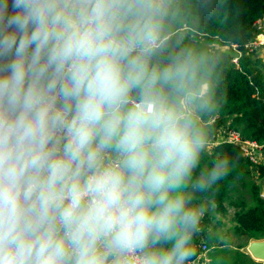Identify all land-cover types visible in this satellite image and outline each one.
<instances>
[{
  "label": "clouds",
  "instance_id": "9594fccd",
  "mask_svg": "<svg viewBox=\"0 0 264 264\" xmlns=\"http://www.w3.org/2000/svg\"><path fill=\"white\" fill-rule=\"evenodd\" d=\"M169 4L0 0V264L196 255L205 207L193 195H213L230 164L194 175L201 57L153 62Z\"/></svg>",
  "mask_w": 264,
  "mask_h": 264
},
{
  "label": "trees",
  "instance_id": "16d2710c",
  "mask_svg": "<svg viewBox=\"0 0 264 264\" xmlns=\"http://www.w3.org/2000/svg\"><path fill=\"white\" fill-rule=\"evenodd\" d=\"M263 16L264 0H170L162 49L153 62L165 64L184 48H192L199 54L201 72L193 92L205 101L197 118L206 139L216 128L228 126L246 138L264 142V57L253 58L244 50L239 63H234L228 52L217 53L203 39L237 42L243 47L244 41L258 30L256 20ZM204 84L207 89L200 92ZM202 153L200 171L195 175L210 168L214 161L226 158L230 171L218 190L224 193L235 189L237 179L248 189L250 200L242 195L235 213V231L248 239L264 238V161L257 164L258 173L254 174L259 180L244 182L241 173L251 172L252 164L237 144L221 140ZM197 194L193 195L192 205H201ZM201 240L202 233L198 230L193 236L194 257L199 254ZM209 253L210 264H257L251 253L238 248L214 247Z\"/></svg>",
  "mask_w": 264,
  "mask_h": 264
},
{
  "label": "rangeland",
  "instance_id": "374dc122",
  "mask_svg": "<svg viewBox=\"0 0 264 264\" xmlns=\"http://www.w3.org/2000/svg\"><path fill=\"white\" fill-rule=\"evenodd\" d=\"M203 39H204V42H209L210 47L212 49H214L217 53L224 51V48L220 49V44L215 43V42H211V41L207 40L206 38H203ZM227 51L231 53L230 50H227ZM261 65H263V64H261ZM205 85H203L201 87L200 92H203L205 90ZM219 128H216L210 134V136L207 138L206 144L215 143V145H216L218 143V140H216L215 136H216ZM203 152H205V151H203ZM255 167H257V166L254 165V168ZM256 173H258V169H257ZM241 174H242L241 178L244 182H248V180H253V179L259 180L258 178L255 177V175L252 171L246 172V173L242 172ZM236 178H239V175ZM262 180L263 179H261V181ZM235 186H236L235 189L230 188L229 192H224V193H223V191H219L217 188L213 195L209 192H208V194L205 192H198L199 193L198 198H199V200H201L205 197V200H207L206 195H209L210 199L208 200V204L204 205V207L206 209L205 210L206 214H212L213 213L217 219L219 218L218 220L221 224L222 231H220V233H218L215 238L211 239L212 245L217 244L218 247L222 246V247H227V248H232V249L238 248L245 253H250L247 246H248V243L255 238L248 239V237L241 235V234H238L235 231V227L237 224L236 219H235L236 218L235 213L241 205V202H242L241 196L244 195L247 198V200H250L249 199L250 194L248 192V189L245 186H243L241 182H239V179H237ZM263 193H264V186L262 188V195H263ZM224 194H227V195H224ZM218 197L221 198V201L217 200ZM247 241H249V242L247 243ZM206 243L209 246V243L207 241H206ZM240 246H241V248H239ZM257 260H258L257 264H264L263 260H260V259H257Z\"/></svg>",
  "mask_w": 264,
  "mask_h": 264
},
{
  "label": "built area",
  "instance_id": "2783aa9c",
  "mask_svg": "<svg viewBox=\"0 0 264 264\" xmlns=\"http://www.w3.org/2000/svg\"><path fill=\"white\" fill-rule=\"evenodd\" d=\"M256 25L258 30L252 37L244 41L243 47L237 42H231L228 44V46L234 50V54L231 55V59L234 63H239V58L243 54L244 50L247 55H250L254 58L257 57L258 52L264 48V18L261 17L257 19ZM193 35L196 36L194 33ZM214 42L220 44V46H224V43L219 41ZM219 133L221 139L237 144L240 147L243 155L248 158L253 167L254 165L257 166V164L264 161V142L246 138L238 130L229 128L228 126H222L219 129ZM209 249L210 248L206 241H201L199 255H201V258L204 260V262H207V260L210 259ZM195 258L196 257L190 261V264H194Z\"/></svg>",
  "mask_w": 264,
  "mask_h": 264
},
{
  "label": "crops",
  "instance_id": "0c3cea01",
  "mask_svg": "<svg viewBox=\"0 0 264 264\" xmlns=\"http://www.w3.org/2000/svg\"><path fill=\"white\" fill-rule=\"evenodd\" d=\"M262 18H264V16L262 17ZM226 47V48H225ZM224 48V51H226V52H228L227 50H230L231 51V53L230 52H228L230 55H232V54H234V50L233 49H231L227 44H224V46H220V49H223ZM219 51V50H218ZM258 56H261V57H264V48L262 49V50H260L259 52H258V54H257V57ZM231 57V56H230ZM205 85V84H204ZM206 89H207V84L205 85V90L203 91V92H205L206 91ZM216 139H221V136H220V133H219V131L217 132V134H216V137H215ZM207 146H206V148H205V152H207L208 150H209V148L211 147V146H208V144H206ZM201 155H203V153L201 154ZM257 169H258V167H251V171L254 173V174H256V172H257ZM200 171V167L198 166L197 168H196V170H195V172H194V175L197 173V172H199ZM199 196V194H197V197ZM206 198L209 200L210 199V197L209 196H206ZM208 200H205V197L203 198V199H201L200 201H201V205H205V204H208ZM217 200L218 201H221V198L220 197H218L217 198ZM206 210V209H205ZM219 219V218H218ZM216 217H215V215L212 213V214H206V211H205V216H204V218H203V220H202V222H201V224H200V228H199V230L201 231V233H202V240H205V241H207L208 242V239L209 238H215L216 237V235L218 234V233H220V231H222V228H221V224H220V222H219V220H218ZM211 246H210V248H214V247H218V245L217 244H213L212 245V242H211V244H210ZM241 248V247H240ZM210 252V251H209ZM253 257V256H252ZM254 259H255V261L257 262L258 260H257V258H255V257H253ZM210 264V260L208 261L207 260V262H204V260H202V258H201V255H197L196 256V258H195V260H194V264ZM264 263V262H263Z\"/></svg>",
  "mask_w": 264,
  "mask_h": 264
},
{
  "label": "water",
  "instance_id": "95a60500",
  "mask_svg": "<svg viewBox=\"0 0 264 264\" xmlns=\"http://www.w3.org/2000/svg\"><path fill=\"white\" fill-rule=\"evenodd\" d=\"M247 247L253 257L264 261V238L251 240Z\"/></svg>",
  "mask_w": 264,
  "mask_h": 264
}]
</instances>
